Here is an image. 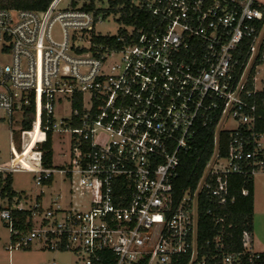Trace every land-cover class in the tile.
<instances>
[{
	"label": "built area",
	"instance_id": "built-area-1",
	"mask_svg": "<svg viewBox=\"0 0 264 264\" xmlns=\"http://www.w3.org/2000/svg\"><path fill=\"white\" fill-rule=\"evenodd\" d=\"M61 1L42 13L0 6V110L10 125L15 114L22 122L34 114L30 129H10L0 173L33 174L37 186L60 175L75 200L46 209L14 197L0 209L11 232L6 250L39 242L73 253L76 264H264L249 232L242 251L231 249L226 213L230 178L264 173V0H144L136 5L155 23L136 35L126 26V37L101 46L95 27L107 12L61 10ZM228 121L236 128L218 130ZM212 125L213 152L197 183L176 194L200 128ZM222 132L230 135L226 155ZM56 135L68 160L54 167ZM23 211L26 229L16 228L14 213ZM201 212L217 229L203 242Z\"/></svg>",
	"mask_w": 264,
	"mask_h": 264
},
{
	"label": "trees",
	"instance_id": "trees-1",
	"mask_svg": "<svg viewBox=\"0 0 264 264\" xmlns=\"http://www.w3.org/2000/svg\"><path fill=\"white\" fill-rule=\"evenodd\" d=\"M54 0H0V6H8L17 10H31L35 12H46ZM91 4H84L83 8L86 10H93L94 0ZM136 0H109V8L106 10V17L111 14H120L119 22L125 26L134 28V34H138L144 28H150L155 23V18L142 6L135 4ZM72 6H76V2L72 1ZM100 11V10H98ZM120 36H127L125 31L121 29L116 36H98L94 38L96 45H106L108 43H115ZM263 112V121L259 123L258 131L264 133V104L261 105ZM34 119L33 112H29L23 121V129H30ZM229 133L222 132L220 134L222 154H227V146L229 143ZM214 126L200 128L196 139V149L191 152L184 160L183 167L180 169L178 177L174 181L176 194H181L183 190L197 183L201 171L203 170L206 161L211 156L214 148ZM205 147V151L202 148ZM45 165L50 167L53 157L51 138L43 147ZM201 155L200 164L195 169L197 158ZM46 185H52L49 181ZM248 190V195H243L242 191ZM231 196L234 198V203L226 208L228 222L233 224L231 232L233 251H242L243 235L245 232L253 234L254 229V179L242 175H235L230 178ZM0 194L3 199L12 201L14 197L21 198L24 193H18L13 189L12 174L0 173ZM41 196L39 197V201ZM30 213L27 211L15 212V227L25 228L27 217ZM26 229V228H25ZM217 232L214 228L212 218L201 212L199 221V239L201 242L212 238ZM264 258V253L262 254ZM187 264V259L185 260Z\"/></svg>",
	"mask_w": 264,
	"mask_h": 264
},
{
	"label": "rangeland",
	"instance_id": "rangeland-1",
	"mask_svg": "<svg viewBox=\"0 0 264 264\" xmlns=\"http://www.w3.org/2000/svg\"><path fill=\"white\" fill-rule=\"evenodd\" d=\"M73 0H62L59 4V9H68L72 6ZM144 0H136L135 4H140ZM86 0H78L77 7H81L85 4ZM91 3V1H89ZM94 8L100 11H106L109 8V0H94ZM120 14H111L107 16L102 24H97L95 31L101 36H116L121 29H126V26L119 22ZM53 37L56 39L62 38V30L59 24H56L52 30ZM114 61L119 62L120 58H116ZM69 113V111H68ZM23 114H15L12 125H10L6 114L0 110V163L6 162L10 159V129L16 135H19L23 129ZM237 124L233 121H228L220 124L218 130L227 128L234 129ZM64 135H56L54 142L55 155L53 166H60L68 158H64L61 153L62 142ZM67 140V137L65 138ZM64 149L68 144H64ZM67 155L68 153L65 152ZM66 159V160H65ZM13 189L18 193L23 194V204L26 207L35 205L39 201L46 209L55 204L60 205L64 209H68L71 205V184L69 180L63 179L60 175H56L52 185L37 186L35 182V176L30 173H15L12 174ZM255 180L264 179V173H260L254 177ZM261 190L264 191V183L261 184ZM8 199H3L0 194V209L9 205ZM11 242L10 227L0 219V264H44L57 262L58 264H76L77 257L71 252L52 251L47 249H41L42 244L36 242L31 249L18 250L9 253L6 250Z\"/></svg>",
	"mask_w": 264,
	"mask_h": 264
},
{
	"label": "crops",
	"instance_id": "crops-1",
	"mask_svg": "<svg viewBox=\"0 0 264 264\" xmlns=\"http://www.w3.org/2000/svg\"><path fill=\"white\" fill-rule=\"evenodd\" d=\"M262 183H264V179L258 181L254 179V229L252 234V247L253 250L260 253H264V191L261 190Z\"/></svg>",
	"mask_w": 264,
	"mask_h": 264
}]
</instances>
